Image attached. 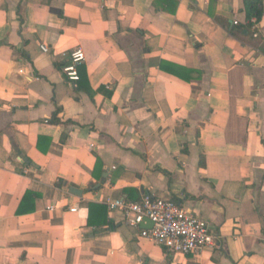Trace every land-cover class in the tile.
I'll return each instance as SVG.
<instances>
[{
	"label": "crops",
	"instance_id": "1",
	"mask_svg": "<svg viewBox=\"0 0 264 264\" xmlns=\"http://www.w3.org/2000/svg\"><path fill=\"white\" fill-rule=\"evenodd\" d=\"M261 1L247 36L244 0H0V264H264ZM145 194L219 246L167 254L106 202Z\"/></svg>",
	"mask_w": 264,
	"mask_h": 264
},
{
	"label": "built area",
	"instance_id": "2",
	"mask_svg": "<svg viewBox=\"0 0 264 264\" xmlns=\"http://www.w3.org/2000/svg\"><path fill=\"white\" fill-rule=\"evenodd\" d=\"M253 34L256 36L257 32ZM40 48L48 52L46 45ZM84 60L82 48L71 49L68 61L62 67L68 81L76 83L80 79L78 68ZM106 202L109 209L120 212L126 224L138 228L141 237L160 245L167 254H197L204 247L219 246V236L210 231L207 221L176 200L145 194L139 201L114 198ZM69 209L76 211L77 207ZM146 219L152 222L151 228L140 227Z\"/></svg>",
	"mask_w": 264,
	"mask_h": 264
},
{
	"label": "trees",
	"instance_id": "3",
	"mask_svg": "<svg viewBox=\"0 0 264 264\" xmlns=\"http://www.w3.org/2000/svg\"><path fill=\"white\" fill-rule=\"evenodd\" d=\"M244 12L247 23L244 26H240L238 29L241 33L245 35H251L249 29L252 26L250 22L251 18H256L259 20L263 13V3L261 0H244ZM231 33L236 36V33L231 30ZM260 48L264 49V42L259 46ZM261 49V50H263Z\"/></svg>",
	"mask_w": 264,
	"mask_h": 264
},
{
	"label": "water",
	"instance_id": "4",
	"mask_svg": "<svg viewBox=\"0 0 264 264\" xmlns=\"http://www.w3.org/2000/svg\"><path fill=\"white\" fill-rule=\"evenodd\" d=\"M69 190H70V192H72V193H75V194H81V191H80V190H77V189L74 188V187H70ZM151 226H152V222H151L150 220H148V219L145 220V223H142V224L140 225L141 228H145V229H146V228H151Z\"/></svg>",
	"mask_w": 264,
	"mask_h": 264
}]
</instances>
